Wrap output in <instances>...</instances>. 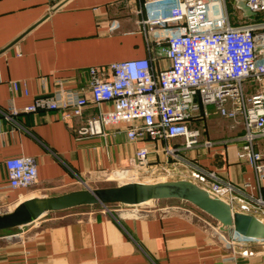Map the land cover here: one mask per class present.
<instances>
[{"label": "crops", "instance_id": "0c3cea01", "mask_svg": "<svg viewBox=\"0 0 264 264\" xmlns=\"http://www.w3.org/2000/svg\"><path fill=\"white\" fill-rule=\"evenodd\" d=\"M123 1L0 0V213L29 197L66 192L77 178L96 182L101 173L126 166L143 144L150 160L158 162L167 159L165 145L182 143L181 138L129 141L123 124L107 128L105 137L76 139L72 123L60 120L55 111H21L58 81L70 89L84 87L91 65L147 55L136 23L137 6ZM112 19L119 25L110 32ZM230 19L238 21L233 15ZM10 80L24 81L27 94L22 85L11 94ZM207 107L209 116L192 124L203 129L202 139L210 138L214 144L180 148L178 153L264 199V180H258L248 163L234 159L242 127L231 128L230 120L213 112V105ZM95 111L87 107L84 114ZM16 155L36 159L33 186L8 187L3 160ZM89 209L78 206L43 215L37 227L27 225L23 234L0 244V264H264L262 245L253 246V256L226 259L228 253L186 215L135 218L126 211L113 216L73 215Z\"/></svg>", "mask_w": 264, "mask_h": 264}, {"label": "built area", "instance_id": "2783aa9c", "mask_svg": "<svg viewBox=\"0 0 264 264\" xmlns=\"http://www.w3.org/2000/svg\"><path fill=\"white\" fill-rule=\"evenodd\" d=\"M244 1L259 18L243 14L237 0H231L232 11L227 0H125L123 5L137 6L136 23L147 55L91 65L84 87L70 89L58 81L51 91L35 96L21 111H55L60 120L72 123L76 139L105 137L107 128L120 124L129 141L181 138L180 145L163 147L166 161H151L149 148L143 144L128 158L126 166L101 173L96 182L115 180L110 173L119 172L129 181L186 179L211 197L225 201L232 212L249 213L264 221L262 197L244 192L239 184L178 153L180 148L214 144L210 138L202 139L203 129L201 132L192 124L194 119L207 118V106L213 105V112L230 120L231 128L239 125L243 129L235 144L234 159L248 163L258 180H264V0ZM231 15L238 21L233 23ZM117 25V19L110 20L109 31L113 32ZM20 85L27 94L25 82L19 80L9 81L10 93L19 91ZM103 104L107 107L102 109ZM87 107L96 111L85 115ZM3 163L9 188L36 184L34 157L9 156ZM76 184L91 189L89 179L77 178ZM178 203L148 200L139 204H104L73 215L98 212L113 216L122 211L135 218L186 215L228 253V260L238 255L253 256V246H264L262 239L243 236L232 228L222 229L217 220L191 203L182 199ZM45 213L16 227L18 231L10 237L20 236L32 223L37 227V220Z\"/></svg>", "mask_w": 264, "mask_h": 264}, {"label": "water", "instance_id": "95a60500", "mask_svg": "<svg viewBox=\"0 0 264 264\" xmlns=\"http://www.w3.org/2000/svg\"><path fill=\"white\" fill-rule=\"evenodd\" d=\"M237 6L246 16L255 15L244 0H237ZM171 198L191 203L217 220L224 230L232 228L243 236L264 240V221L249 213L232 212L225 201L211 197L204 189L186 179L132 181L91 189H73L55 195L29 197L17 203L11 210L0 213V230L27 224L50 211L115 203L139 204L151 199Z\"/></svg>", "mask_w": 264, "mask_h": 264}, {"label": "rangeland", "instance_id": "374dc122", "mask_svg": "<svg viewBox=\"0 0 264 264\" xmlns=\"http://www.w3.org/2000/svg\"><path fill=\"white\" fill-rule=\"evenodd\" d=\"M227 4H228V9L229 11H232V2L231 0H227ZM110 178L111 179H114L116 178L115 180H109V181H97V182H91L90 181V188H97V187H103V186H111V185H117V184H121L123 181L124 182H132V181H129L128 178H124L122 177L121 175H112L110 173ZM158 178H151L149 180H152L150 182H155V181H164V180H157ZM167 180H170V179H167ZM173 180V179H172ZM73 187L74 189H81L83 188L82 186H80L79 184H76L74 186H72L71 188L67 189L68 190H73ZM151 200H155V199H151ZM158 200V204L160 203H165V202H168V203H172V204H179V199H175V198H171V199H157ZM153 202V201H152ZM195 209H197V207H194ZM72 209H76L75 208H72ZM200 211V209H198ZM49 213V212H47ZM47 213H45V216L47 217ZM201 213H204L201 211ZM205 214V213H204ZM207 215V214H205ZM16 231H18L17 228H11V229H5V230H0V244L6 242L8 239L12 238L10 237L13 233H15Z\"/></svg>", "mask_w": 264, "mask_h": 264}]
</instances>
